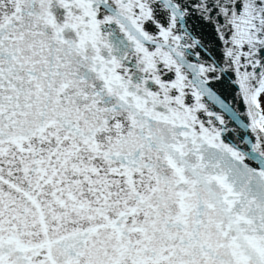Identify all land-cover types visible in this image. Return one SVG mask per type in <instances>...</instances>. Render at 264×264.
I'll use <instances>...</instances> for the list:
<instances>
[{
    "label": "snow or ice",
    "instance_id": "6c2138e0",
    "mask_svg": "<svg viewBox=\"0 0 264 264\" xmlns=\"http://www.w3.org/2000/svg\"><path fill=\"white\" fill-rule=\"evenodd\" d=\"M0 264H264V0H0Z\"/></svg>",
    "mask_w": 264,
    "mask_h": 264
}]
</instances>
